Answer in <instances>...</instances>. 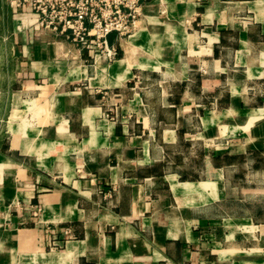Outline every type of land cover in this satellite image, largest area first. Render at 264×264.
Segmentation results:
<instances>
[{"label":"crops","instance_id":"crops-1","mask_svg":"<svg viewBox=\"0 0 264 264\" xmlns=\"http://www.w3.org/2000/svg\"><path fill=\"white\" fill-rule=\"evenodd\" d=\"M110 42L0 0V264H264V0H146Z\"/></svg>","mask_w":264,"mask_h":264},{"label":"built area","instance_id":"built-area-1","mask_svg":"<svg viewBox=\"0 0 264 264\" xmlns=\"http://www.w3.org/2000/svg\"><path fill=\"white\" fill-rule=\"evenodd\" d=\"M146 0H18L36 14L41 28L66 33L94 58L114 61L118 48L110 35L132 33ZM70 234V229L66 230Z\"/></svg>","mask_w":264,"mask_h":264}]
</instances>
